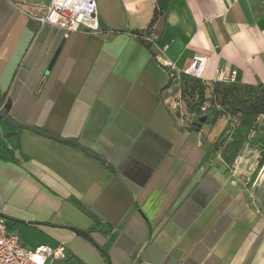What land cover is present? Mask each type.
I'll use <instances>...</instances> for the list:
<instances>
[{"label":"crops","instance_id":"0c3cea01","mask_svg":"<svg viewBox=\"0 0 264 264\" xmlns=\"http://www.w3.org/2000/svg\"><path fill=\"white\" fill-rule=\"evenodd\" d=\"M96 1L102 31L65 36L16 5L51 0H0L8 114L105 160L0 117L9 230L64 244L48 264H264V178L234 180L167 102L195 57L205 81L227 69L264 88V0ZM248 149H264V115Z\"/></svg>","mask_w":264,"mask_h":264},{"label":"rangeland","instance_id":"374dc122","mask_svg":"<svg viewBox=\"0 0 264 264\" xmlns=\"http://www.w3.org/2000/svg\"><path fill=\"white\" fill-rule=\"evenodd\" d=\"M174 78L177 81L167 102L176 116L203 127L210 151L220 153L238 183L251 186L264 178V149L258 153L248 149L264 115V89L247 84L223 86L183 73ZM202 117L206 119L198 123Z\"/></svg>","mask_w":264,"mask_h":264},{"label":"built area","instance_id":"2783aa9c","mask_svg":"<svg viewBox=\"0 0 264 264\" xmlns=\"http://www.w3.org/2000/svg\"><path fill=\"white\" fill-rule=\"evenodd\" d=\"M17 8L24 10L29 16L36 19L41 25H52L64 31L65 36L73 32L84 30L87 33H100L102 31L98 19L96 0H51L48 5H36L33 11L25 10V6L17 2ZM140 37L139 34H136ZM149 40V38H147ZM164 66H172L163 62ZM206 62L201 57H195L190 65L177 72L205 80L203 72ZM235 70L217 69L212 81L221 83L236 82ZM3 106L11 104L10 93H5ZM206 110V106H202ZM66 258L64 244L56 246L39 245L35 248L26 247L17 233L9 230L8 220L0 208V264H48V261Z\"/></svg>","mask_w":264,"mask_h":264},{"label":"water","instance_id":"95a60500","mask_svg":"<svg viewBox=\"0 0 264 264\" xmlns=\"http://www.w3.org/2000/svg\"><path fill=\"white\" fill-rule=\"evenodd\" d=\"M2 100H3V97H2V94H1V91H0V117L3 118L7 123L15 126V127H18V128H28V129H31L33 131H36L40 134H43V135H46L48 137H54L56 139H59V140H62V141H66V142H71V143H74V144H77L79 145L86 153L96 157L97 159H99L100 161L104 162L105 160L99 156L98 154H94V153H91L88 151V149L85 147V146H82V144L75 138H61L59 136H56L55 134H52V133H49V132H46L44 130H41V129H38L34 126H30V125H26V124H23L21 122H18L16 121L15 119H13L9 114H8V108L3 106L2 104ZM206 118L205 117H202L198 120V123H201L205 120ZM79 234H83V235H87L86 232H77Z\"/></svg>","mask_w":264,"mask_h":264},{"label":"trees","instance_id":"16d2710c","mask_svg":"<svg viewBox=\"0 0 264 264\" xmlns=\"http://www.w3.org/2000/svg\"><path fill=\"white\" fill-rule=\"evenodd\" d=\"M205 81V80H204ZM213 83H215V84H218V85H223V86H226V85H229V86H234V85H236V84H241L240 82H233V83H221V82H215V81H213ZM250 86H252V85H250ZM258 87H260V88H263L262 86H258ZM264 89V88H263ZM10 107V105H8L7 106V108H9ZM193 127H196V128H200V124H197V123H193V125H192Z\"/></svg>","mask_w":264,"mask_h":264}]
</instances>
